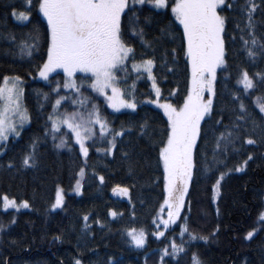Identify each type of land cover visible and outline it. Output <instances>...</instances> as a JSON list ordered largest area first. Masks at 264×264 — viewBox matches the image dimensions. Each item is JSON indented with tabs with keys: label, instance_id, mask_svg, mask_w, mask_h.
I'll list each match as a JSON object with an SVG mask.
<instances>
[{
	"label": "trees",
	"instance_id": "16d2710c",
	"mask_svg": "<svg viewBox=\"0 0 264 264\" xmlns=\"http://www.w3.org/2000/svg\"><path fill=\"white\" fill-rule=\"evenodd\" d=\"M246 2L227 0L233 7L222 11L226 17V64L218 72L212 110L201 124L196 167L181 212V218H187L189 231L208 239L190 241L188 233L180 235V221L165 229L158 219L167 198L159 157L166 143L167 117L148 102L155 95L147 76L131 67L133 62L153 59L161 100L183 107L190 91L191 65L184 52L182 26L170 10L173 0H168L167 10L156 9L146 0L144 5L135 6L134 13L126 11L122 20L123 38L134 51L126 64L127 73L120 72L118 76L125 99L136 104L135 111L115 113L94 94L89 87L91 81L76 74L81 96L99 107L110 128L125 129V134L116 138V148L111 153L97 151L109 146L105 139L89 142L87 162L71 133L64 148L56 146L60 134L52 139L49 117H54L56 99L67 97L61 109L72 112L76 109L72 101L79 97V91L65 89L63 72L54 73L46 81L37 79L47 61L50 43L47 20L38 11V0L31 2L28 22L12 15L14 11L27 10V0H0V79L6 75L22 78L24 105L30 116V124L19 137L0 144V197L7 195L18 203L29 204L28 210L5 211L0 200V225L4 229L0 232V264H74L76 259L82 264H161L163 249L172 252L173 238L177 245H184L187 253H180L178 261L171 255L163 256L164 264H192L193 253L201 264H264V224L258 220L264 211V115L256 107L257 97L264 98V85L256 78V87L244 91L238 83L244 71L250 77L264 74V57H248L240 38H248L247 33L236 27L237 23L241 27L246 23ZM255 3L253 22L259 38L264 37V3ZM130 28L143 31L132 35ZM30 34L36 39L30 40ZM25 42L36 45L31 57L20 54ZM241 101L247 114L238 120L244 115L239 107ZM236 124L240 128L234 131V136L239 134L235 144L229 145L226 155L222 149L217 151L220 134L226 128L233 130ZM62 132L67 131L63 128ZM248 138L256 143L247 144ZM214 154L224 163L217 164ZM29 155L33 156L32 167L23 164ZM249 155L252 159L244 170L236 171ZM82 168V194L75 196L72 190ZM221 173L227 174L217 190L215 183ZM100 176L104 177L103 183ZM117 186L127 187L131 199L114 198L112 192ZM59 189L64 190L65 202L62 209L53 211ZM113 211L117 213L115 218ZM133 228L143 230L146 244L142 247L135 246L127 234ZM254 229L258 231L252 240H247V233ZM161 231L163 236L158 235Z\"/></svg>",
	"mask_w": 264,
	"mask_h": 264
},
{
	"label": "snow or ice",
	"instance_id": "6c2138e0",
	"mask_svg": "<svg viewBox=\"0 0 264 264\" xmlns=\"http://www.w3.org/2000/svg\"><path fill=\"white\" fill-rule=\"evenodd\" d=\"M32 0H27L28 9L19 13L13 12L12 15L18 20L28 22L31 19L30 8ZM156 9H168L170 7L168 0H147ZM264 3V0H261ZM146 0H38V11L47 20V27L50 32V43L47 49V61L39 69V76L48 80L49 74L57 69H62L67 75L68 82L65 87H77L74 77L77 73L83 74L91 81L89 87L104 96L109 102V107L114 111H120L121 108L135 109V102H129L124 98V92L120 87V77L118 73H127L126 64L129 61V54L133 49L128 47L123 38L122 20L125 19L126 11L135 12L136 5H144ZM232 3L227 0H173L171 12L175 21L182 26V43L186 42L184 49L187 61L191 65V92L187 96L183 107L177 108L171 103H159L161 90L156 87V77L152 73L155 67L153 59L143 60L141 64H132V67L140 73H147V78L153 81L155 88L156 100L148 101L157 103L158 107L164 110L167 116L168 132L166 134V143L160 149L159 157L163 164V170L166 179L167 198L161 207V215L167 208V219L163 220L165 229L170 225H175L180 221L183 230L180 233H188L190 241L197 239L207 240V237H198L189 231L187 218H181V212L185 209V197L188 192L189 183L192 178L193 169L196 167V146L201 135V122L205 116L212 110V99L205 100L204 93L208 92L215 96L214 82L216 80V71L226 64L225 60V25L226 17L222 11L226 8H232ZM257 5L255 0H247L243 11L245 13L246 23L241 27L240 23L236 27L241 33H247V37L241 35V40L249 58L255 60L257 55L264 57V37H257L256 27L254 25V13ZM132 35H139L135 28H130ZM10 39L15 40L14 36ZM36 39L30 34V40ZM36 45L25 42L20 46L21 56H32L33 49ZM133 60L135 57L133 56ZM126 79V75L124 77ZM140 77H137L139 79ZM256 78H259L260 84L264 85V74L255 73L249 76L247 71L242 73L238 83L243 85L244 91L252 90L256 87ZM23 80L19 75L4 76L0 79V144H3L10 136L19 137L25 122L30 121L27 109L22 108L21 99L24 89ZM134 87V85H133ZM59 91V89H56ZM79 91V88H77ZM110 92V94H109ZM67 99L61 96L56 99L55 107L59 109L61 101ZM239 101V96L236 97ZM262 97H257L256 107L260 113H264V102H260ZM81 106L84 100L76 101ZM240 110L244 115L237 119H245L247 109L243 102L239 104ZM52 120L50 132L52 139L58 137L60 133V143L58 148H64L68 144V134L71 133L75 138V143L79 145V151L85 158L89 155V146L87 141L92 140L94 143L101 138H105L108 147L103 149L97 148V151L111 153L116 148V138L125 134V129L116 131L109 127L106 117L102 116L97 105H93L91 110L84 113L73 111L57 113ZM264 119V117H262ZM19 122V127H18ZM98 126V128H97ZM66 127L67 132H62L61 128ZM240 125L233 126V130L227 128L220 134L216 141L217 151L223 150L226 155L229 145H234L239 138L234 131L239 129ZM264 130V129H262ZM143 135V133H141ZM247 144L253 145L256 140L248 138ZM35 145H33V152ZM71 151V149H69ZM249 155L242 165L237 167L236 171H243L247 161L251 160ZM213 160L219 164L224 163L217 160L214 154ZM32 161V163H30ZM26 167L34 165L33 156L29 155L23 160ZM8 167H12L11 164ZM227 173H221L216 180L215 188L218 190L220 182ZM79 175L84 176V169L80 170ZM100 182H104V177H99ZM75 190L79 193L81 183L78 180ZM113 193L122 196H128L130 193L127 187L117 186ZM4 210L15 208L19 210L22 206L28 208L29 204L24 201L18 205L15 199H10L7 195L0 197ZM63 206V189H59L53 208ZM111 215L115 218L116 212ZM122 215V214H121ZM87 221L88 217L85 216ZM259 222L264 224V211L259 214ZM14 223V221H13ZM159 226V225H158ZM3 226L0 225V232ZM258 229L247 233L246 239L252 240ZM137 247H142L145 243L143 230L137 234L135 228L127 233ZM163 236L164 232L158 233ZM58 239V237H57ZM172 252L168 248L163 249L161 264H164L163 256H173L179 260L180 253H187L183 244L177 245L173 238L170 243ZM192 264H201L196 254H191ZM74 264H81L76 259ZM169 264L171 262L169 261Z\"/></svg>",
	"mask_w": 264,
	"mask_h": 264
},
{
	"label": "rangeland",
	"instance_id": "374dc122",
	"mask_svg": "<svg viewBox=\"0 0 264 264\" xmlns=\"http://www.w3.org/2000/svg\"><path fill=\"white\" fill-rule=\"evenodd\" d=\"M152 7H153V5L152 4H150ZM159 10H167V9H159ZM171 10V9H170ZM46 19V18H45ZM131 54L132 53H130L129 54V58H130V56H131ZM133 63H135V64H141L142 62H133ZM132 63V64H133ZM131 67H132V65H131ZM224 66H221L220 68H218L217 69V71H216V79H217V76H218V72L223 68ZM132 69L135 71V72H137L133 67H132ZM154 69V68H153ZM152 69V73H153V75H154V70ZM57 72H63V70L62 69H57L55 72H52V73H50L49 74V77L51 76V75H53L54 73H57ZM64 73V72H63ZM138 73V72H137ZM140 73H143V71H141ZM65 74V73H64ZM79 74H81V73H79ZM146 76H147V73H144ZM66 75V74H65ZM83 75V74H82ZM37 79L39 80V81H46V80H44L43 78H41L40 76H39V74H38V76H37ZM68 77H67V75H66V82H68ZM74 79H75V77H74ZM149 81H150V83H151V85H152V90H153V92H154V95H155V99L154 100H152V101H155L156 100V93H155V88L153 87V81L151 80V79H149V78H147ZM75 81H76V79H75ZM215 83H216V80H215V82H214V88H215ZM155 84H156V87H159L158 86V84H157V82H156V79H155ZM76 85H77V82H76ZM242 85V84H241ZM243 86V85H242ZM22 87H23V89H24V86L22 85ZM191 87H192V85H191V82H190V91H189V94H190V92H191ZM77 87H75V88H70V87H65V89L67 90V91H71V90H74V89H76ZM91 88V87H90ZM91 90L94 92V94L98 97V98H100V99H102L104 102H105V104L106 105H108L109 106V102L107 101V99L104 97V96H101L99 93H97L95 90H93L92 88H91ZM250 91V90H249ZM23 94H24V92H23ZM109 94H110V92H109ZM78 98L77 99H75V100H73L72 101V105L76 108L75 110H73V111H77V112H81V113H84V112H86V111H88V110H91L92 109V107H93V103H92V101L90 100V99H87L86 97H84L83 95L81 96V94H80V91H79V93H78ZM204 97H205V100H207L208 98H211L212 99V101L214 100V97L213 96H211V94L210 93H208V92H205L204 93ZM125 98V97H124ZM79 100H84V105L83 106H81L80 104H78V103H76V101H79ZM65 101H66V99H64V100H62L61 101V104H60V106H59V109H56V107H55V110H54V114H53V118H55V116L57 115V113L59 112V113H63V112H65L63 109H61L62 108V105L65 103ZM129 102H132V101H129ZM257 102V101H256ZM261 102V101H260ZM159 103H168V102H164V101H162L161 100V95H160V97H159ZM21 105H22V108H25V105H24V96H22V99H21ZM150 105L151 106H153V107H155L156 109H158V110H160L163 114H164V110L162 109V108H160V107H158V105H157V103H155V102H153V103H150ZM109 108H111V107H109ZM112 109V108H111ZM259 109V108H258ZM113 110V109H112ZM136 110V108L133 110V109H130V108H121L120 109V111H114L115 113H122V112H133V111H135ZM72 111V112H73ZM27 114H28V112H27ZM263 115H264V113H262ZM165 115V114H164ZM209 115V114H208ZM208 115H206L205 116V118L208 116ZM166 116V115H165ZM167 117V116H166ZM203 122V121H202ZM202 122H201V124H202ZM30 124V121H27V122H25L24 123V125H23V128H22V130L24 129V128H26L28 125ZM18 127H19V122H18ZM110 127V126H109ZM66 129V131H68L67 130V128L66 127H62L61 128V131H62V129ZM97 128H98V126H97ZM21 130V131H22ZM21 133V132H20ZM59 134L60 133H56V135H58L59 136ZM73 136V135H72ZM11 137H15V136H10L9 137V139L11 138ZM73 138H74V136H73ZM8 139V140H9ZM101 139H105V138H101ZM7 140V141H8ZM7 141H5V142H7ZM74 141H75V138H74ZM92 140H89V141H87V145H88V143L89 142H91ZM4 142V143H5ZM78 145V144H77ZM79 146V145H78ZM83 155V154H82ZM84 157V156H83ZM84 160H85V162H87V158H85L84 157ZM192 176H193V174H192ZM84 178H85V169H84V176L83 177H81L80 175H79V177H78V180L80 181V183H81V190H80V192L78 193L76 190H75V186H74V189L72 190V195H75V196H81V194H82V188H83V181H84ZM77 180V181H78ZM191 180H192V178H191ZM190 183H191V181H190ZM190 183H189V186H190ZM76 185V184H75ZM59 191V190H58ZM166 194H167V191H166ZM17 202V201H16ZM64 202H65V193H64V190H63V205H64ZM17 204L18 205H22V203H18L17 202ZM53 208V207H52ZM58 208H63V206L62 207H57V208H53V211H56V210H60V209H58ZM29 209V207L28 208H24V207H20L19 208V210H17V209H15V208H8L7 210H5V211H8V210H15V211H23V210H28ZM4 210V209H3ZM166 212H167V208H165L164 209V214L163 215H161L158 219H161V222L163 221V220H165V219H167V215H166ZM165 217V218H164ZM164 225V224H163ZM137 234H139V232H137ZM129 238L131 239V237L129 236ZM131 241H132V239H131ZM133 242V241H132ZM133 244L135 245V243L133 242ZM146 244V239H145V243H144V245ZM136 246V245H135ZM82 264V263H81Z\"/></svg>",
	"mask_w": 264,
	"mask_h": 264
},
{
	"label": "water",
	"instance_id": "95a60500",
	"mask_svg": "<svg viewBox=\"0 0 264 264\" xmlns=\"http://www.w3.org/2000/svg\"><path fill=\"white\" fill-rule=\"evenodd\" d=\"M112 196H113L114 198H116V199H125V198H126V196L117 195V194H114L113 192H112Z\"/></svg>",
	"mask_w": 264,
	"mask_h": 264
}]
</instances>
